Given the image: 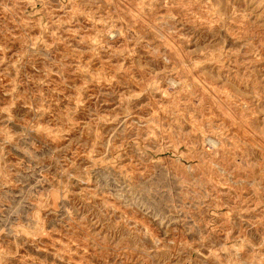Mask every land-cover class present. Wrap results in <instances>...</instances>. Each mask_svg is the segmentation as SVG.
<instances>
[{"label": "rangeland", "instance_id": "rangeland-1", "mask_svg": "<svg viewBox=\"0 0 264 264\" xmlns=\"http://www.w3.org/2000/svg\"><path fill=\"white\" fill-rule=\"evenodd\" d=\"M0 264H264V0H0Z\"/></svg>", "mask_w": 264, "mask_h": 264}, {"label": "bare ground", "instance_id": "bare-ground-1", "mask_svg": "<svg viewBox=\"0 0 264 264\" xmlns=\"http://www.w3.org/2000/svg\"><path fill=\"white\" fill-rule=\"evenodd\" d=\"M212 147V146H211Z\"/></svg>", "mask_w": 264, "mask_h": 264}]
</instances>
